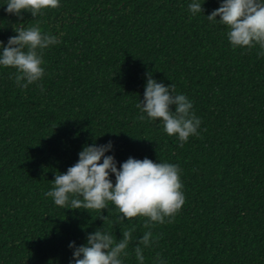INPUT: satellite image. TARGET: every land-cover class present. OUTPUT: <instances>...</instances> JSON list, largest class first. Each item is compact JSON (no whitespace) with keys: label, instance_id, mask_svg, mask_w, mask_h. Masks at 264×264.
Returning a JSON list of instances; mask_svg holds the SVG:
<instances>
[{"label":"trees","instance_id":"16d2710c","mask_svg":"<svg viewBox=\"0 0 264 264\" xmlns=\"http://www.w3.org/2000/svg\"><path fill=\"white\" fill-rule=\"evenodd\" d=\"M7 2L5 45L21 22L59 43L43 50L45 75L26 89L0 66V264H71L69 244L97 229L117 242L135 229L122 260L140 264L134 249L148 218L121 220L111 202L61 208L45 195L85 145L109 141L117 167L147 157L180 169L185 203L173 222L151 226L159 239L141 245L143 264H264V49L233 48L228 26L208 20L222 0H198L195 15L193 0H60L22 21ZM148 73L201 120L183 147L136 107Z\"/></svg>","mask_w":264,"mask_h":264},{"label":"clouds","instance_id":"9594fccd","mask_svg":"<svg viewBox=\"0 0 264 264\" xmlns=\"http://www.w3.org/2000/svg\"><path fill=\"white\" fill-rule=\"evenodd\" d=\"M6 4L5 11L17 15L22 21L24 11L35 17L43 9L58 8L60 0H8ZM188 9L192 15L204 12L198 0H193ZM217 17L228 26V39L233 48L251 49L258 44L264 49V0H222L221 6L207 15L209 21H215ZM14 31L18 34L11 36L6 45L0 41V66L16 69L12 78L18 86L26 89L45 75L43 50L59 41L56 36L42 34L38 26L25 28L22 22L19 27H14ZM146 75L144 96L136 107L148 118L162 121L163 130L169 136H177L180 147H183L190 136L199 135L201 120L192 111V102L183 94H175L173 84L165 86L151 73ZM40 87L43 90V85ZM172 105L176 106L175 111ZM139 119L143 120L144 116ZM112 148L111 141L103 145H85L78 161L66 173L56 174L53 189L45 195L61 208L91 212L104 210L111 202L122 214L121 220L137 216L148 218L144 227L149 230L134 249L143 264L145 257L141 245L151 247L159 239L153 237L151 226L165 223L166 217L168 223L173 222L185 203L180 169L175 164L157 163L147 157L142 160L129 157L117 167L115 157L106 155ZM111 174H115V183ZM99 217L104 221L107 218ZM134 230L123 231V238L118 242L101 229L89 233L84 245L77 247L75 241L71 242L69 247L74 249L71 264H123L122 257L129 255L126 249Z\"/></svg>","mask_w":264,"mask_h":264}]
</instances>
